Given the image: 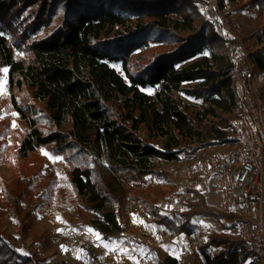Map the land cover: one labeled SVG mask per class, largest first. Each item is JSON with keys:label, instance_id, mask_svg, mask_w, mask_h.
Masks as SVG:
<instances>
[{"label": "trees", "instance_id": "1", "mask_svg": "<svg viewBox=\"0 0 264 264\" xmlns=\"http://www.w3.org/2000/svg\"><path fill=\"white\" fill-rule=\"evenodd\" d=\"M225 1L220 0V5ZM262 1L247 0L238 9L249 10ZM199 3L0 0V69L8 70V93L0 96V105L13 110L25 125L17 155L25 158L40 147L53 146L68 159L80 154H89L93 160L105 158L104 170H95L98 180L93 179L92 170L84 162L72 163L69 176L76 194L85 199L90 210L100 214L101 218L89 219L88 226L104 239L124 231L120 209L112 204L120 201L118 188L128 181L127 175L145 181L153 171L149 165L153 157L176 159L178 154L172 149L186 146L187 138H191L189 132L181 137L184 131L180 136L170 135L156 114L147 109L137 86L163 79L173 84L193 82L190 92L202 101L204 115L216 121L200 129L196 126L198 135L190 142L204 147L211 139L227 136L226 115L237 107L231 56L235 39L223 38L220 29L200 11ZM28 9L29 20L23 17ZM130 14L137 16L135 28L121 32L118 27L125 26ZM149 42L164 47L141 72L129 73L131 83H126L110 63H126ZM249 57L257 71L264 72V46ZM146 112L152 115V123ZM142 126L157 130L156 135L168 136L165 152L140 136ZM14 194L20 196L17 183L11 182L3 189V203L17 209ZM172 215L182 217V223L168 216H159L157 222L179 232H190L191 221L198 216L230 221L228 226L220 224L225 230L236 229L241 218L218 211L200 191H194L185 208L172 211ZM25 230L22 223L21 231ZM199 250L202 264H262L237 233L213 232ZM0 264L36 262L30 256L22 257L0 235ZM160 264L178 262L174 256H167Z\"/></svg>", "mask_w": 264, "mask_h": 264}, {"label": "rangeland", "instance_id": "2", "mask_svg": "<svg viewBox=\"0 0 264 264\" xmlns=\"http://www.w3.org/2000/svg\"><path fill=\"white\" fill-rule=\"evenodd\" d=\"M245 1L247 0L234 2L226 0L223 6L220 5L223 21L219 22L203 3H199V8L205 17L220 29L223 38L235 39L233 48L241 45L251 54L263 45L255 48L260 39L264 40V1L252 9L239 11L238 6ZM30 12L31 9L25 10L23 17L29 20L30 17L27 16H30ZM243 12H248L247 16L254 12L246 19L254 18L255 22L239 24V20H243V14H240ZM235 13L239 16L237 17ZM129 17L125 26L118 27L121 32L135 28L137 16L130 14ZM163 47L162 44L149 42L136 50L126 63L113 62L110 66L130 84L129 73L141 72L152 63L155 55ZM240 67L244 65L240 64ZM2 69L5 67L0 69V96H5L8 93V70L4 72ZM236 77L237 73L234 70L233 82ZM193 87V82L173 84L167 79L137 86V91L144 94L147 109L156 114L170 135L180 136V132L184 131L181 137L189 132L191 138H187L186 146L172 149L178 154L176 159L153 157L149 161L153 171L146 175L145 181L132 180L124 172L128 181L124 180L122 186L118 188L120 201L112 204L113 208L120 209L124 231L110 239H104L99 233L98 237L97 232L88 226L89 219L101 216L89 209L85 199L76 194L69 180L72 163H86L92 170L93 179L98 180L95 170L98 168L103 171L107 160L105 158L93 160L89 154H80L77 157L70 155L68 159L53 146L40 147L25 158L18 156L19 140L24 136L25 125L13 110L1 104V237L22 257L30 256L36 264L62 261L70 264H104L108 261L110 253L119 255L118 264H142L139 263V259L147 261L146 264H160L167 256H174L178 264H202L199 248L211 233L221 231L236 235V229L225 230L220 225L223 223L228 226L231 224L230 221L219 222L212 217L198 216L191 221L190 232H179L157 222L159 216H168L175 223H182V217L172 215V211L183 210L188 201L176 189L177 165L185 160L206 157L210 153V147L217 144L216 139H211V142L208 141L210 144L204 147H198V144L190 142L198 135L196 126L200 129L199 126L216 121L204 115L202 101L190 92ZM262 92L264 94V84ZM145 115L149 116L148 119L152 123V115L148 112ZM236 115L237 107L226 115V118H229L228 135L232 134V122ZM181 125L184 129L183 127L180 129ZM146 126L140 128V136L156 150L165 152L164 145L169 140L168 136L156 135L157 130L151 131ZM57 156L62 159L56 160ZM169 169H172V172H169ZM11 182L17 183L20 192V196L13 195L17 209L7 207L3 203V189H7ZM203 194L207 203L214 206V197L210 192L205 191ZM21 222L26 226L23 232ZM59 229H65L71 240L69 245L56 238ZM30 235L32 242H25V237L28 239ZM131 251L134 258L126 257L125 255Z\"/></svg>", "mask_w": 264, "mask_h": 264}, {"label": "built area", "instance_id": "3", "mask_svg": "<svg viewBox=\"0 0 264 264\" xmlns=\"http://www.w3.org/2000/svg\"><path fill=\"white\" fill-rule=\"evenodd\" d=\"M200 1L216 21H223L220 0ZM231 56L237 73L234 85L238 108L232 134L217 139L206 157L178 164L175 183L187 200L193 197L194 191H209L218 211L241 217L236 233L264 264V72L257 71L241 45L233 48ZM56 238L68 245L71 243L65 229ZM125 256L134 258V253L131 251ZM118 262L119 255L110 253L104 264ZM139 263L147 261L139 259Z\"/></svg>", "mask_w": 264, "mask_h": 264}, {"label": "crops", "instance_id": "4", "mask_svg": "<svg viewBox=\"0 0 264 264\" xmlns=\"http://www.w3.org/2000/svg\"><path fill=\"white\" fill-rule=\"evenodd\" d=\"M248 12H243V13H240V14H243V20H239V24H241V23H244L245 22V24H251V22L252 21H254L255 22V20H254V18H251V19H246V17H251V15L254 13V12H251L248 16L246 15ZM235 15H237V17L239 16L237 13H235ZM244 24V25H245ZM247 26V25H246ZM248 27V26H247ZM264 45V40H262V43L261 44H259V42H257V44L255 45V48H257V47H259L260 45ZM60 230V229H59ZM50 231V230H49ZM46 232H48V231H46ZM44 233H45V231H44ZM32 242V237H31V235L29 236V238L27 239L26 237H25V242Z\"/></svg>", "mask_w": 264, "mask_h": 264}, {"label": "snow or ice", "instance_id": "5", "mask_svg": "<svg viewBox=\"0 0 264 264\" xmlns=\"http://www.w3.org/2000/svg\"><path fill=\"white\" fill-rule=\"evenodd\" d=\"M0 35H2V33H0ZM2 71L7 72V69H6V68H5V69H2ZM14 115H15V114H14ZM45 155H48V154L45 153ZM50 158H51V157H50ZM55 159H56V160H60V159H62V158L57 156V157H55ZM90 231H93V230L90 229ZM96 235L99 237V234H98V233H97ZM105 246H107V245H105Z\"/></svg>", "mask_w": 264, "mask_h": 264}]
</instances>
